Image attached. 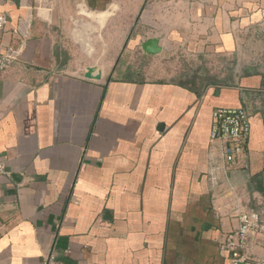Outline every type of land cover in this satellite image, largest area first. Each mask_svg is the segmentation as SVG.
Returning <instances> with one entry per match:
<instances>
[{"label": "crops", "instance_id": "crops-1", "mask_svg": "<svg viewBox=\"0 0 264 264\" xmlns=\"http://www.w3.org/2000/svg\"><path fill=\"white\" fill-rule=\"evenodd\" d=\"M80 8L134 17L130 47L159 37L160 56L180 47L229 66L208 83L142 64L88 77L58 53ZM0 11V52L20 20L31 26L21 59L0 71V264H44L51 252L56 264H231L223 236L239 211L264 212V0H0ZM218 107H247L251 134L242 165L213 187Z\"/></svg>", "mask_w": 264, "mask_h": 264}, {"label": "rangeland", "instance_id": "rangeland-1", "mask_svg": "<svg viewBox=\"0 0 264 264\" xmlns=\"http://www.w3.org/2000/svg\"><path fill=\"white\" fill-rule=\"evenodd\" d=\"M72 23L77 28L71 33H61L62 48L58 49V53L63 65L66 64L81 73H86L91 68L113 67L117 70L115 74L119 75L123 73L125 67L133 69L142 64V70L147 68L146 70H149L154 77L173 76L174 79L181 81L195 79V82L204 80L208 83L214 78L216 71L220 73L229 66L223 60L214 64L201 61L196 54L192 58L180 47L169 48L165 56L154 54L155 56L149 60L141 62L138 57L139 52L143 50L141 45L137 43L130 47L131 44L133 45V39L138 35L130 28L134 23V17L131 16H115L112 19L107 16L102 19L100 15L80 8L78 17L72 20ZM261 34L264 39V32ZM245 54L243 55L246 56ZM244 56V59H248V56L246 58ZM259 99L261 105L264 95Z\"/></svg>", "mask_w": 264, "mask_h": 264}, {"label": "built area", "instance_id": "built-area-1", "mask_svg": "<svg viewBox=\"0 0 264 264\" xmlns=\"http://www.w3.org/2000/svg\"><path fill=\"white\" fill-rule=\"evenodd\" d=\"M9 22L7 13L0 11V31ZM30 27L27 20H20L15 27L16 41L0 52V71L10 68L21 59L30 36ZM250 134V111L247 107H218L213 110L210 140L218 151V154L212 153L208 161V174L213 187L221 185L222 179L229 181V173L242 165ZM7 173L6 163L0 159V178ZM230 188L234 192V187ZM234 194L238 201L243 199L242 195ZM238 215L241 222L239 227L223 236L219 248L231 264H246L249 248H264V212L245 209L239 211ZM44 264H56L54 252L45 257ZM254 264H264V257L258 258Z\"/></svg>", "mask_w": 264, "mask_h": 264}, {"label": "water", "instance_id": "water-1", "mask_svg": "<svg viewBox=\"0 0 264 264\" xmlns=\"http://www.w3.org/2000/svg\"><path fill=\"white\" fill-rule=\"evenodd\" d=\"M159 37H151L148 38L145 42L142 44V49L147 54H158L162 51V46L159 44ZM86 76L88 77H100V72L98 68H91L86 72Z\"/></svg>", "mask_w": 264, "mask_h": 264}]
</instances>
